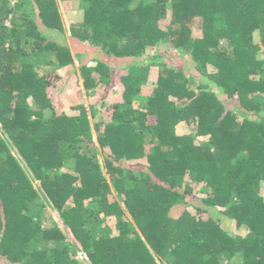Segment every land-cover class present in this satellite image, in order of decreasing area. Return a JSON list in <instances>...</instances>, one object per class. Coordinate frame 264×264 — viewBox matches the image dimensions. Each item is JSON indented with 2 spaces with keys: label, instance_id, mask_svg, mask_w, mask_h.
Wrapping results in <instances>:
<instances>
[{
  "label": "trees",
  "instance_id": "1",
  "mask_svg": "<svg viewBox=\"0 0 264 264\" xmlns=\"http://www.w3.org/2000/svg\"><path fill=\"white\" fill-rule=\"evenodd\" d=\"M16 1L0 0L5 264H83L80 251L91 264H264V0H79L75 36L132 58L126 73L100 59L80 66L91 92L103 87L95 122L83 103L57 110L50 93L59 69L74 65L69 46L51 37L63 30L59 0ZM165 44L187 54L206 82L165 61ZM156 68L157 85L145 91ZM211 84L238 100L235 109ZM118 86L120 99L106 104ZM181 123L195 133H177ZM28 170L65 228L47 217ZM203 182L211 193L192 203L196 213L174 219L172 208ZM125 211L141 234L120 218ZM113 215L116 234L106 221ZM223 217L246 233L226 229Z\"/></svg>",
  "mask_w": 264,
  "mask_h": 264
},
{
  "label": "rangeland",
  "instance_id": "2",
  "mask_svg": "<svg viewBox=\"0 0 264 264\" xmlns=\"http://www.w3.org/2000/svg\"><path fill=\"white\" fill-rule=\"evenodd\" d=\"M15 2L17 1L12 0V3ZM59 9L63 23V30L51 33L52 36L51 35L50 36L54 37L59 42L69 46L72 55L74 57V65L59 69L60 79L55 86H52L50 93L57 110L72 111L71 110L72 106L83 103L90 110L91 119L93 122H95L96 120L99 119L100 115L102 114L101 110H99V105H100V101L102 100L103 87L100 90H97L96 92H91L86 87L84 79L81 77L80 66L85 63L91 64L96 59H100L112 65L113 67L117 68L118 71L122 73H126L128 71L127 69L130 63V59L132 58L111 57L107 55L104 51L97 48L96 46L91 45L89 42H82L75 36L74 30L79 27V25L83 22L84 19V7L81 1L75 0V1L63 2L59 0ZM201 21L202 19L198 18L196 22L197 26L194 32L195 36L201 35V27H200ZM169 22H170L169 19H167L164 20L163 24L166 25ZM255 38L256 41H260L258 33L256 34ZM158 49L159 50L161 49L162 52L166 53L165 61H168L169 63L179 66L181 69L185 70V74L187 77L193 78L194 76L196 78V80L194 81L198 82L197 85H199V83L206 82V80H204V77L200 73H198L197 70L193 68L194 65L190 64L191 60L188 59L187 54L182 55L181 51L180 54L178 51L172 52L170 51V48L167 44L161 46ZM154 51L155 50H151L150 51L151 53L148 52L146 55L154 56L155 55ZM171 55L173 56L171 57ZM157 73L158 70L156 68L152 72L150 83L144 88L145 91H147L149 88L153 89L154 87H156ZM197 85L195 84L194 86L195 89L197 88ZM211 89L217 92L219 91L218 92L219 97H221L222 100L226 102L229 108L235 109V107L239 104L237 99L234 100L233 98L228 97L225 93L221 92V90H218L215 84H211ZM121 91H122L121 86L116 87L113 90L112 94H110L105 99V103L110 104L111 102L119 100ZM258 97L264 100V93L259 94ZM94 107L97 108L98 111L96 114L93 115L92 110ZM176 130L177 133L179 134L195 133L193 125H187L186 123L178 124ZM10 146L12 148V151L17 155V157L20 158L16 147L12 144ZM107 151H108L107 149L105 151H102L101 149L100 151V162L102 163L104 167V171L106 173H107V166H106ZM147 151L148 152L150 151V147L147 148ZM135 161L137 163H140L141 165H147L146 159H139ZM73 169L74 167L72 166H67L65 168V170L67 171H73ZM28 172L33 181V184L40 193V201L47 206V217H52L57 223L60 224L61 227L65 228L64 225L62 224L59 211L53 206L51 201L46 198V195L43 192V189L41 188L39 181L35 178L33 173L30 172L29 170ZM195 189H196V193L188 197V201H190V203L188 201L187 203L182 202L172 208L171 215L173 216L174 219L179 218L182 215V213L186 210H190L193 214H195L196 210L195 207H193L192 203L201 204L203 196L209 195L211 193L210 190L206 189V184L204 182L200 183L199 185H196ZM261 193L264 197V181L262 182L261 185ZM109 197L111 200L118 198L115 191H113ZM120 218H123L124 220L130 222L133 225V228L139 234H141L140 232L141 230L138 228L132 216L127 211H125V213H123V216H121ZM118 220L119 218L114 215L106 218V221L108 225H110L112 232L114 234L118 232L116 228ZM44 222L46 223V225L49 224L47 218H45ZM222 224L226 229L230 230L232 233H246L247 231V229L244 227H237L235 222L227 219L226 217H223ZM64 231L68 234L70 240H73V242L77 243V240L72 232L70 231L68 232L67 230ZM78 254H79L78 257L80 258V260L83 261V264H91L87 259L85 253L80 251ZM0 262L5 264V262L7 261L5 258L0 257ZM164 264H168V263L165 261Z\"/></svg>",
  "mask_w": 264,
  "mask_h": 264
}]
</instances>
